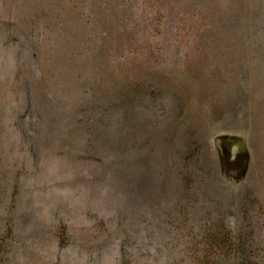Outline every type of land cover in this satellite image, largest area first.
Instances as JSON below:
<instances>
[{
	"label": "rangeland",
	"instance_id": "obj_1",
	"mask_svg": "<svg viewBox=\"0 0 264 264\" xmlns=\"http://www.w3.org/2000/svg\"><path fill=\"white\" fill-rule=\"evenodd\" d=\"M0 264H264V0H0Z\"/></svg>",
	"mask_w": 264,
	"mask_h": 264
}]
</instances>
